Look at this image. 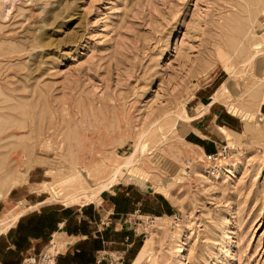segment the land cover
<instances>
[{"label": "rangeland", "instance_id": "1", "mask_svg": "<svg viewBox=\"0 0 264 264\" xmlns=\"http://www.w3.org/2000/svg\"><path fill=\"white\" fill-rule=\"evenodd\" d=\"M263 8L264 0H0V217L42 200L80 207L45 200L74 171L93 185L146 130L141 170L114 186L129 208L122 243L95 260L264 264V115L255 104L264 95ZM230 75L226 97L212 103L240 129L207 157L184 134ZM19 172L26 181L3 196ZM112 192L100 197L110 203Z\"/></svg>", "mask_w": 264, "mask_h": 264}, {"label": "crops", "instance_id": "2", "mask_svg": "<svg viewBox=\"0 0 264 264\" xmlns=\"http://www.w3.org/2000/svg\"><path fill=\"white\" fill-rule=\"evenodd\" d=\"M198 105L188 107L187 114L194 115ZM188 109L193 113L189 114ZM259 112L264 115V102L260 104ZM190 126L184 140L199 148L204 155L219 148L222 136L225 140L226 136L240 129L238 121L225 117L215 103L209 105L201 117L191 121ZM12 192L13 189L9 195ZM104 195L96 205L83 204L75 209L40 205L43 200L17 210L5 208L1 215L15 216V220L0 232V264H21L29 254L45 253L50 236L58 231L69 243L64 250L55 251L58 252L55 264H108L107 260H95V254L104 252L112 242H121L120 238L127 230L124 215L129 208L119 204L114 191L107 198L110 203L105 202ZM117 249L115 251L119 254L125 253L123 248L121 251L119 247Z\"/></svg>", "mask_w": 264, "mask_h": 264}, {"label": "bare ground", "instance_id": "3", "mask_svg": "<svg viewBox=\"0 0 264 264\" xmlns=\"http://www.w3.org/2000/svg\"><path fill=\"white\" fill-rule=\"evenodd\" d=\"M256 4V3H255ZM259 4V3H258ZM251 5V3L249 4V6ZM264 9V8H263ZM262 11V9H260L258 11V13H256V17L260 14V12ZM254 19H255V16H254ZM261 18H259L260 20ZM258 20V19H257ZM253 21V20H252ZM251 21V23H253ZM255 25V24H254ZM263 25V24H262ZM251 27V26H250ZM260 27V25L258 26ZM253 28V27H252ZM255 32V31H254ZM253 32V33H254ZM263 37V36H262ZM262 41V40H261ZM264 44V41L262 42ZM260 44V43H259ZM256 45L255 48H254V52H252L253 54L252 55H259L260 54V50L261 48L259 47L260 45ZM259 53V54H257ZM250 54V53H249ZM251 60V56L249 57L248 55V59L247 61L250 62ZM252 62V60H251ZM247 64V63H246ZM250 64V63H249ZM231 73V72H230ZM231 78H227L225 79L218 87L217 89L215 90V92H213L211 98H210V103H212L213 101H215V98L217 97V95L219 94L220 96H223V94H225V97H226V93H228V88L231 86V80H232V75H230ZM228 76V77H230ZM219 96V97H220ZM219 100V99H218ZM236 101V99H235ZM228 102V101H227ZM227 102L225 101V106L228 108V110L232 113H235L236 111L233 109L234 107H232L230 104H227ZM230 102V101H229ZM228 102V103H229ZM233 102V101H232ZM260 102H264V95L262 96V98L255 103L256 106H258L260 104ZM208 105L210 104H205L203 105L200 110L198 111V114L200 115V113L202 112L203 109H206L208 107ZM177 115V114H176ZM198 115V116H199ZM203 115V114H202ZM166 117V116H165ZM168 117V116H167ZM176 117V116H175ZM196 117V116H195ZM170 118V117H169ZM177 118H178V121L182 120L183 118H189L188 116H181V115H177ZM176 118V119H177ZM250 117L247 116L246 114L243 115V119H246L248 120ZM166 119V118H165ZM185 119V121H187ZM192 118H189V120H191ZM161 120V119H160ZM188 120V121H189ZM169 121V120H168ZM174 121V120H173ZM177 121V122H178ZM250 121V120H249ZM162 122V121H161ZM167 123H170L171 126H174L175 123L173 122H167ZM264 124H262L263 126ZM160 126V124H159ZM157 127V126H156ZM154 128V127H153ZM173 128V127H172ZM248 128V124L247 126L245 127V129L243 130V132H241L240 134L241 135H246V130ZM263 128V127H262ZM147 131L146 130H143L138 136H137V142H135L134 144V148L132 150V152H130L128 155L124 156L120 161L116 160L114 161L113 163V166H109L111 168H107L106 167L104 168V173L103 175L101 176V178H98L97 182H94L92 183L93 185H90L83 177L82 175L80 174V172L78 171H74L72 172L68 177H67V180L65 179V182H64V186H63V189H60L61 192L63 193H58V192H52L51 195H49L47 197V199L45 201H56V202H61V203H64V204H74V203H81L80 205L82 204H85L86 202H91L92 200H98L100 199L101 197V194L106 191V190H111V191H114V186L116 185V183L118 181H122L123 178H127L128 177V172L129 170L135 166L141 170V163H138V160H136V151H137V147L139 146V144L141 143V139L143 137V135L146 133ZM227 138V144L228 145H231L232 144V139L229 138V137H226ZM45 140V139H44ZM226 144V145H227ZM193 146V145H192ZM190 154V153H189ZM189 157V156H188ZM216 158V157H215ZM190 159V158H189ZM218 159V157H217ZM149 161V160H148ZM150 162V161H149ZM214 167H217V166H214ZM139 170V171H140ZM131 171V170H130ZM145 171V170H144ZM24 172V171H23ZM26 172V171H25ZM138 172V171H137ZM69 173V172H68ZM130 173V172H129ZM133 173V171L131 172ZM134 175V173H133ZM144 175V174H143ZM148 175V174H147ZM135 176V175H134ZM134 176H131L132 178ZM137 176V174H136ZM148 177V176H147ZM125 178V180L123 181H127ZM145 178V176H144ZM26 174L25 173H17L14 177H12L10 179V182L7 184V186L5 188H3V196L10 190L11 187H14L15 185H18V184H21L23 182L26 181ZM131 179V178H130ZM134 180L136 181H139V180H143L142 177H134L133 178ZM129 180V179H128ZM42 186H44L45 188L47 187L46 186V182H43ZM158 184L152 186V188H157ZM57 187V186H56ZM62 186H60L61 188ZM59 188V186H58ZM1 194V193H0ZM79 195H82L81 198H79L78 196ZM2 196H0L1 198ZM155 219V218H154ZM15 220V216H10V217H0V232L4 231L6 228H8L12 223L13 221ZM153 220V219H152ZM50 244L47 246L46 248V252L47 250H54V251H59V250H64V248L67 246V244L69 243L68 240L66 239H62V236H61V232H56L54 234H52L50 236ZM65 237V236H64ZM45 252V253H46ZM53 252V251H52ZM47 254V253H46ZM180 256V254H179ZM180 259V258H179ZM137 261V260H136ZM52 264L53 263V260L51 259L49 264ZM40 264H48V263H40Z\"/></svg>", "mask_w": 264, "mask_h": 264}, {"label": "built area", "instance_id": "4", "mask_svg": "<svg viewBox=\"0 0 264 264\" xmlns=\"http://www.w3.org/2000/svg\"><path fill=\"white\" fill-rule=\"evenodd\" d=\"M217 155V153H212L207 155V157H211V156H215ZM56 253H38L37 255H27L23 261L21 262V264H40V263H48L50 262V260H53L52 264H55V259H56Z\"/></svg>", "mask_w": 264, "mask_h": 264}]
</instances>
